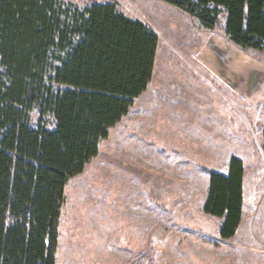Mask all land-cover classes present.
Listing matches in <instances>:
<instances>
[{
	"label": "rangeland",
	"instance_id": "rangeland-1",
	"mask_svg": "<svg viewBox=\"0 0 264 264\" xmlns=\"http://www.w3.org/2000/svg\"><path fill=\"white\" fill-rule=\"evenodd\" d=\"M63 1L115 4L159 42L148 90L65 187L56 264H264V51L164 0ZM233 157L243 218L223 240L204 207L211 173L228 175Z\"/></svg>",
	"mask_w": 264,
	"mask_h": 264
},
{
	"label": "trees",
	"instance_id": "trees-1",
	"mask_svg": "<svg viewBox=\"0 0 264 264\" xmlns=\"http://www.w3.org/2000/svg\"><path fill=\"white\" fill-rule=\"evenodd\" d=\"M164 1L209 30L224 19L233 45L264 51V0ZM158 42L115 4L0 0V264H56L65 187L148 90ZM244 175L233 157L210 176L204 210L223 219V240L242 223Z\"/></svg>",
	"mask_w": 264,
	"mask_h": 264
}]
</instances>
